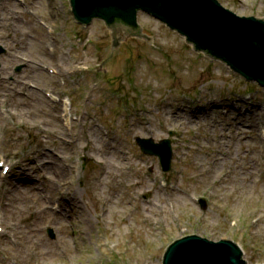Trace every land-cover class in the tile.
<instances>
[{"label": "rangeland", "instance_id": "374dc122", "mask_svg": "<svg viewBox=\"0 0 264 264\" xmlns=\"http://www.w3.org/2000/svg\"><path fill=\"white\" fill-rule=\"evenodd\" d=\"M219 1L264 18V0ZM138 21L160 49L140 36L113 49L114 31L76 23L70 0H0V264H162L187 234L264 263V88ZM165 139L170 172L155 153ZM112 158L124 169L101 182ZM114 202L105 226L100 205ZM37 239L70 251L38 259Z\"/></svg>", "mask_w": 264, "mask_h": 264}, {"label": "water", "instance_id": "95a60500", "mask_svg": "<svg viewBox=\"0 0 264 264\" xmlns=\"http://www.w3.org/2000/svg\"><path fill=\"white\" fill-rule=\"evenodd\" d=\"M71 3L75 17L85 25L94 18L105 20L111 27L124 25L126 30L116 28L113 32L114 47L133 35L128 31L140 32L137 18L139 11H143L185 36L197 51L223 60L246 79L264 85V19L239 16L218 0H71ZM139 36L161 48L154 44L153 35L141 32ZM145 142L140 144L146 147ZM146 152L151 151L146 148ZM171 152L169 140L155 151L165 171L171 168ZM201 204L206 208L203 199ZM242 255V248L232 240L216 242L188 235L168 247L164 264H247Z\"/></svg>", "mask_w": 264, "mask_h": 264}, {"label": "bare ground", "instance_id": "6f19581e", "mask_svg": "<svg viewBox=\"0 0 264 264\" xmlns=\"http://www.w3.org/2000/svg\"><path fill=\"white\" fill-rule=\"evenodd\" d=\"M19 36L21 37V43L23 44L24 41L26 40L25 39V34H22V35H19ZM44 37L47 38L45 41L48 42L49 39H50L49 34L45 33ZM53 41L56 42L55 40H53ZM64 70L65 69L61 68V72H63ZM65 109H66V114L64 116H67L69 114V110L67 108V104H66V108ZM15 115H17V114H15ZM66 120H68V119H66ZM103 163L106 165L107 171L106 170L98 171L101 182L103 181L105 176L106 177L108 176V170H113L116 173V172L122 171L124 169L123 165L120 162L116 161V159H114V158H112V160H105V161H103ZM254 172H255V170L249 171V177L253 176ZM209 173L211 174L212 171H209ZM106 177H105V179H106ZM249 177H247V179H249ZM172 190H175V188H172ZM261 194L264 197V191H262ZM97 197L98 198L101 197V194L98 193ZM116 206H117L116 202L112 203L111 206L108 207V208H107L106 204L102 203V205H100L101 209H103V211H105V213H101V214H99V216L101 218H103L101 220H103L102 222H103V224L105 226H111V223L110 222L108 223V221L105 218L109 219V218L113 217L112 216L113 214H118L116 212H113V211H115V207ZM43 242L44 241L42 239H37V241H36V245L35 246L37 248V251H35V254L37 255L38 259H41V258H44V257H49L51 259H58L60 257H65L67 252L70 251V248L67 245H64L63 249L62 250L60 249L58 251V250H53V249H49V248L43 247Z\"/></svg>", "mask_w": 264, "mask_h": 264}]
</instances>
